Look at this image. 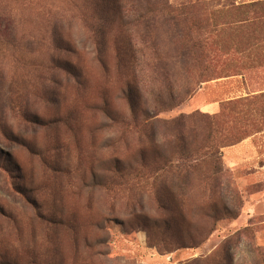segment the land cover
<instances>
[{
  "label": "rangeland",
  "instance_id": "rangeland-1",
  "mask_svg": "<svg viewBox=\"0 0 264 264\" xmlns=\"http://www.w3.org/2000/svg\"><path fill=\"white\" fill-rule=\"evenodd\" d=\"M262 1L0 0V264H264Z\"/></svg>",
  "mask_w": 264,
  "mask_h": 264
},
{
  "label": "trees",
  "instance_id": "trees-1",
  "mask_svg": "<svg viewBox=\"0 0 264 264\" xmlns=\"http://www.w3.org/2000/svg\"><path fill=\"white\" fill-rule=\"evenodd\" d=\"M253 8V15L249 19H251V25L258 27H264V1L262 2H253L251 3Z\"/></svg>",
  "mask_w": 264,
  "mask_h": 264
},
{
  "label": "crops",
  "instance_id": "crops-1",
  "mask_svg": "<svg viewBox=\"0 0 264 264\" xmlns=\"http://www.w3.org/2000/svg\"><path fill=\"white\" fill-rule=\"evenodd\" d=\"M243 148H242V146H236L235 147V151H241ZM246 149H252L251 147H249L248 145H246Z\"/></svg>",
  "mask_w": 264,
  "mask_h": 264
}]
</instances>
